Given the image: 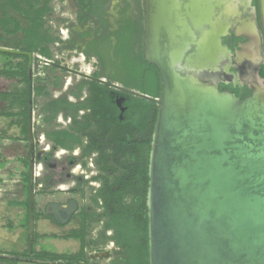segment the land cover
Wrapping results in <instances>:
<instances>
[{
  "label": "water",
  "instance_id": "obj_1",
  "mask_svg": "<svg viewBox=\"0 0 264 264\" xmlns=\"http://www.w3.org/2000/svg\"><path fill=\"white\" fill-rule=\"evenodd\" d=\"M140 0L142 58L161 91L151 136L146 193L149 264H264V0ZM233 33L255 53L223 44ZM0 53L30 52L0 47ZM251 53V54H250ZM250 64V74L230 70ZM244 82L243 98L219 90ZM33 202L30 201V210ZM75 202L50 204L66 225ZM30 241L33 215L29 218Z\"/></svg>",
  "mask_w": 264,
  "mask_h": 264
},
{
  "label": "flooded vegetation",
  "instance_id": "obj_2",
  "mask_svg": "<svg viewBox=\"0 0 264 264\" xmlns=\"http://www.w3.org/2000/svg\"><path fill=\"white\" fill-rule=\"evenodd\" d=\"M71 1L75 9L73 22L66 26V37H54L55 42L47 45L51 57L46 59L40 54L32 53L41 59L35 68L33 61L30 63L27 57L23 56L24 59L21 60L22 141L27 143L29 149L24 159V165L28 167L25 186L27 183V193L32 202L34 184H37L38 191L41 192L39 196L52 192L53 200L45 206L44 212L54 222V218L47 214L50 204L68 205L75 202L77 209L70 222L80 210L79 200L87 198L92 201L101 187L104 175L101 172L104 166L101 154H107L113 164L115 160L120 161L125 156L122 141L130 139L136 144L139 138L137 130L128 123L132 98L137 97L120 88L138 91L122 82L121 69L113 59L119 39L111 37L121 22L122 9L127 6L125 16H131L134 0H103L102 18L94 15L85 24L78 22L76 0ZM262 37L264 46V35ZM223 44L232 54L243 51L255 53L249 39L236 37L233 33L224 38ZM73 59L78 61L69 65ZM79 60L83 63V68L78 66L81 63ZM263 68L264 64L257 70L261 79H264L261 74ZM250 69L247 62H234L230 71L246 77L251 73ZM222 80L228 82L219 84L222 92L240 98L251 93L244 82L241 87H234L230 79ZM27 82L30 84L28 99ZM130 82L132 80L126 81V84ZM38 88H43L42 93L37 94ZM34 106L39 107L37 123L33 120ZM115 121V125L107 127L108 122ZM64 132L73 136L67 138L61 135ZM55 137L64 146L58 144ZM59 157H65L66 167L69 168L65 178L72 185H61L64 183L61 182L62 177L55 184L49 177H42L44 167L56 169V165L49 161ZM35 167L39 172L33 176ZM63 195L65 198L62 200ZM112 250H116L113 243ZM108 259L109 262L112 260L110 257Z\"/></svg>",
  "mask_w": 264,
  "mask_h": 264
},
{
  "label": "trees",
  "instance_id": "obj_3",
  "mask_svg": "<svg viewBox=\"0 0 264 264\" xmlns=\"http://www.w3.org/2000/svg\"><path fill=\"white\" fill-rule=\"evenodd\" d=\"M51 0H0V47L11 48L24 52L37 53L49 59L51 57L48 44L55 42L54 36L47 26V18L52 13ZM131 16H125L126 6L122 9L121 22L111 37H118L119 44L113 59L121 69L122 82L144 95L158 98L161 91V78L152 65L142 58V15L140 0H134ZM78 6V22L85 24L92 16L102 18L103 0H76ZM256 5V0L253 2ZM102 27V26H101ZM83 37V36H82ZM107 37V36H106ZM133 37V38H132ZM8 59H24L23 56L0 53ZM5 70L0 74L7 78L18 77L22 81V64L17 63L14 68L8 61L4 64ZM9 66V67H8ZM264 77V68L261 72ZM132 82L127 83L126 81ZM30 84L27 82V99L30 96ZM37 94L43 88H38ZM4 99L9 94L2 95ZM17 104L21 109V93L15 95L10 102V108ZM26 104V102H25ZM8 116H18L22 112L9 113ZM157 116V107L153 102L140 98H132L129 125L137 130L138 142L133 144L130 139L122 141L125 156L120 161L110 163L107 154H101L104 166L101 169L103 180L97 190L92 203L99 213L82 211V224L79 233H70L68 238L78 240L80 250L74 255H54L42 251L41 253L29 250L26 254L10 253L9 256L27 257L37 264H89L85 248L86 227L88 220L93 217L96 222L102 223L101 237L103 244L112 242L116 248L109 264H149L148 263V237H147V209L146 193L148 188V160L151 136ZM116 124L108 122L107 127ZM21 135L24 134L22 120L20 123ZM67 138L73 135L64 132ZM48 136L51 137L50 134ZM58 144L64 146L59 139ZM78 141V140H77ZM29 209V202L27 203ZM30 212L25 217V225L29 226ZM37 220V216H33ZM106 232L111 235L106 236ZM29 240V236H28ZM6 262V261H5ZM8 262H10L8 260Z\"/></svg>",
  "mask_w": 264,
  "mask_h": 264
},
{
  "label": "rangeland",
  "instance_id": "obj_4",
  "mask_svg": "<svg viewBox=\"0 0 264 264\" xmlns=\"http://www.w3.org/2000/svg\"><path fill=\"white\" fill-rule=\"evenodd\" d=\"M71 0H51L52 13L47 18V26L54 37H66V26L73 22L74 8ZM60 58V56H59ZM14 68L20 59H8L0 56V72L4 71L7 62ZM71 60L69 65L75 64ZM79 62H81L79 60ZM83 63L78 66L83 68ZM9 67V66H8ZM18 77L7 78L0 74V264H37L30 258L21 256H9L10 253L26 254L28 249L41 253L45 251L54 255H74L80 250L78 240L68 238L70 233H79L82 224L83 209L88 213H99L91 200L83 198L79 200L80 210L73 216L70 222L64 226L55 222L45 214V206L52 202V192H45L39 196L37 184H34L35 194L33 196V207L30 210V199L25 186V178L28 167L24 165V159L28 152V145L22 141L20 123L18 116L10 117L9 113L21 111L17 104L10 108V102L15 99V95L20 93V83ZM4 93L10 95L8 99L2 96ZM40 106V103L37 102ZM33 107V120L38 122V109ZM28 157V156H27ZM56 165V169L44 167L42 177H49L55 184L62 177L61 185L71 184L66 180L65 174L69 172L66 167L65 157L52 159L49 161ZM37 165V164H36ZM39 171L33 168V176ZM42 179V178H40ZM39 179V182L41 180ZM57 186V185H56ZM60 186V183L59 185ZM51 188H49V191ZM63 195L61 199L63 200ZM29 202V209L27 203ZM28 212L37 216L33 219V235L30 241L29 226L25 225V217ZM85 254L90 264H109V257L113 258L112 243L103 244L102 223L96 222L93 217L88 220L86 227ZM111 232H106L109 236ZM29 236V240H28ZM8 260L10 262H8ZM6 261V262H5ZM56 264V263H51Z\"/></svg>",
  "mask_w": 264,
  "mask_h": 264
}]
</instances>
